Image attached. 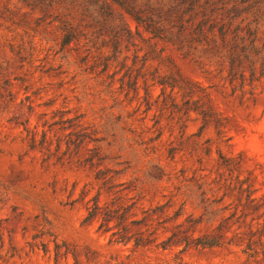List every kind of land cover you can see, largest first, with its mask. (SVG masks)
Returning a JSON list of instances; mask_svg holds the SVG:
<instances>
[{
    "label": "rangeland",
    "instance_id": "374dc122",
    "mask_svg": "<svg viewBox=\"0 0 264 264\" xmlns=\"http://www.w3.org/2000/svg\"><path fill=\"white\" fill-rule=\"evenodd\" d=\"M81 13L79 6L61 5L54 17L43 18L23 0H0V264H54L52 253L29 248L36 235L37 243L42 240L51 250L54 240L67 244L79 264H264V80L243 88L229 84L215 60L185 57L130 18L132 34L118 40L112 31L118 21ZM66 19L79 27L69 46H63L59 31ZM117 40L120 53L115 55ZM171 75L207 90L224 119L223 137L214 126L201 130L203 120L193 111L173 113L165 98L172 96L182 107V93L175 96L179 90L172 94L158 84ZM60 111L65 118H79L99 143L67 149L73 129L51 126V152L29 149L20 124L48 131L61 119ZM96 146L107 158L104 166L124 164L126 180L135 183L147 206L170 202L172 213L183 207L185 217L199 218L202 192L225 195L216 208L226 210H219L217 223L203 224L198 234L212 232L223 216L232 215L227 237L236 242L251 231L261 233V253L248 258L237 243L190 248L176 256L177 249L111 242L95 222L83 224L84 206L66 203L74 186L75 196L85 186L95 194L93 170L82 161L90 154L87 149ZM230 178L252 185L261 199L259 211L252 212L243 197L225 190ZM59 264L74 261L70 257Z\"/></svg>",
    "mask_w": 264,
    "mask_h": 264
},
{
    "label": "trees",
    "instance_id": "16d2710c",
    "mask_svg": "<svg viewBox=\"0 0 264 264\" xmlns=\"http://www.w3.org/2000/svg\"><path fill=\"white\" fill-rule=\"evenodd\" d=\"M29 6L40 10L43 18H52L61 5H68L71 10L76 6L82 9L84 18L96 20L99 17L103 22H119L112 28L118 37H129L132 32L128 26L127 18L133 20L137 28H142L153 39H158L164 44L176 49L185 57L202 56L215 60L221 73L226 71V80L229 84H237L241 88L252 85L260 79L264 80V0H23ZM79 3V5L77 4ZM70 11L68 17L71 16ZM61 41L63 46H69L78 38L79 27L73 20L60 22ZM103 25V24H102ZM116 41L114 49L118 55L120 41ZM158 84L170 88L172 94L177 96L182 93V107L174 104L172 96L169 100L174 107L173 113L199 114L204 125L201 130L214 126L219 137H223L221 129L224 119L210 100L205 88L199 83L184 79L182 76L171 75L167 80H160ZM138 82H135L137 91ZM168 103V101H165ZM62 117L59 122L49 125V130L41 133L28 128V122L20 125L24 127L29 149L40 152H51L53 133L51 128L59 126V131L73 129L69 134L67 149H81L85 143H99L95 134L83 126L79 118H65L66 112L60 111ZM48 123H44L46 127ZM52 126V127H51ZM186 126H182L184 130ZM89 156L82 161L85 167L93 170L96 182L95 194L93 189L85 186L76 196V186L69 193L66 205L73 207L82 204L86 214L83 224L95 222L98 231L108 234L110 241L128 245L134 248H155L167 251L177 249V255H182L188 249H213L228 246H237L240 243L241 251L248 258H256L261 253V233L249 232L246 240L228 238V221L232 219L223 216L221 221L210 233L199 235V228L203 224L215 225L219 216L217 209L224 196L211 197L202 192L199 203L204 214L195 218L192 215L185 217L183 207L174 213L171 212L170 202L145 205L141 194L136 193L134 182L126 180L127 168L121 162L111 167L104 166L106 157L101 153V148L87 149ZM222 160L221 154H219ZM225 166L231 163L223 161ZM103 167V168H101ZM224 182L225 190L236 192L244 198L252 212L259 211L261 199L254 195L256 190L246 181L237 178ZM216 197V198H215ZM0 198V204L2 203ZM44 234H42V237ZM40 236L32 238L28 243L31 250H42L45 254L52 253L54 264L67 261L70 257L74 264H79L77 256L65 243L53 244V250L47 248V243L42 240L37 243ZM42 239V238H41ZM86 260L90 259L85 255ZM179 264H182L180 262Z\"/></svg>",
    "mask_w": 264,
    "mask_h": 264
}]
</instances>
